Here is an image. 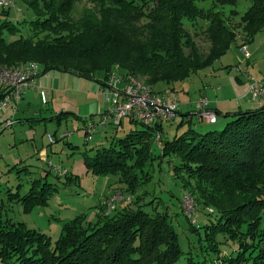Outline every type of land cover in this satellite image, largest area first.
Masks as SVG:
<instances>
[{
    "label": "trees",
    "instance_id": "1",
    "mask_svg": "<svg viewBox=\"0 0 264 264\" xmlns=\"http://www.w3.org/2000/svg\"><path fill=\"white\" fill-rule=\"evenodd\" d=\"M21 1L36 14L30 21L32 34L7 42L3 32H14L18 26L9 18L1 20L0 63L13 66L36 61L41 72L55 69L87 78L105 72L101 83L123 46L128 56L122 60L126 71L155 86L159 82L183 83L212 66L237 40L225 18L213 6L198 5L197 0H91L93 6H85L78 17L74 15L78 0ZM221 1L231 6L238 3ZM2 13L8 16L10 10L3 8ZM198 19L207 21L213 42L206 56L185 28L187 20L195 25ZM139 20L146 21L145 31L136 25ZM241 21L246 40H253L264 30V0H252ZM2 96L0 85V99ZM67 113H59L58 120ZM222 115L228 117L222 130L202 133L188 128L163 140L161 146L165 156L180 157L173 169L194 181L185 186L194 194L200 192L203 204L214 207L209 214H216V220L209 218L203 226L190 227L199 233L204 229L201 239L212 258L190 256L182 263L183 250L167 212L152 213L143 205H123L114 214L101 206L97 224H86L83 215L76 216L65 222L55 242L39 229L4 218L0 207L2 264H264V229L257 214L264 209V104ZM140 123L143 127L132 128L111 145L98 147L86 159L93 173L119 174L130 190H136L137 168L146 169L153 155L151 143L163 129L162 125ZM38 182L34 180L23 195L10 191L9 200L20 201L25 211L48 203L58 187L51 182L38 186ZM133 195L137 203V194ZM220 234L237 243L230 255L222 252Z\"/></svg>",
    "mask_w": 264,
    "mask_h": 264
},
{
    "label": "rangeland",
    "instance_id": "2",
    "mask_svg": "<svg viewBox=\"0 0 264 264\" xmlns=\"http://www.w3.org/2000/svg\"><path fill=\"white\" fill-rule=\"evenodd\" d=\"M13 2L12 6H0V21L9 18L18 26L14 32L8 30L3 32L7 42L30 37L32 34L30 21L36 17L35 12L23 1L13 0ZM197 4L204 8L213 6L235 31L237 40L212 66L192 74L181 84L159 82L154 86L148 82L157 91H167L172 95L176 92V95L184 100H195L200 96V91L205 88H208L210 93H215L216 90L225 86L233 90L231 85L233 83L238 85V78L245 81L244 72L249 70L248 74H251V77L259 76L260 69L264 66V48L259 53L261 56L259 63L254 56L249 60L248 65H246L248 61L246 54L241 49L243 47L241 44L247 41L241 16L251 6L252 0H238L236 6L223 4L221 0H197ZM85 6H93V3L91 0H78L74 15L78 17ZM3 8L10 10L8 16L5 15L8 11H4L5 14L2 13ZM234 10H237L236 14ZM145 24V20L136 22V25L144 31ZM207 27L208 23L203 19H198L195 25L188 20L185 23V28L191 32L204 56L209 54L213 45ZM256 39L263 40L264 31L258 33ZM252 43L247 45L251 48ZM117 52L118 60L113 62L112 68L118 65L122 72L129 73L125 69L126 64L122 61L128 57L127 50H124L123 46ZM41 74V80L44 79L45 82L44 85L39 83L35 94L30 91L26 99L19 102L20 105L13 104L0 109V207L3 209L4 218L24 222L29 228L39 229L50 235L55 242L61 235L65 222L83 215L86 224H97L102 215L101 206L105 209V203L109 199L116 194H124L131 196V199L128 202H119L116 210L123 205L133 207L143 205L152 213L167 212L183 250V256L180 259L182 263L190 256L196 260L212 258L213 256L204 249L205 240L201 239L204 229L202 228L199 233L192 231L190 227L203 226L209 218L216 220V214H209L214 207L203 204L200 201L203 199L201 193L196 191L194 194L185 186L187 182L194 184V181L189 180L187 175L176 173L173 169L172 165L180 157L165 156L161 146L163 140L172 139L177 133H182L188 128L202 133L209 130H222L228 117L220 115L218 123L206 124L200 121L195 113L190 112L165 122L162 125L164 129L157 132L155 142L151 143L153 155L145 166L146 169L137 168L139 174L135 192L120 180L119 174H96L86 164V159L92 157L98 147L111 145L113 141L124 137L132 128L143 127L141 121L131 122L130 118H126L121 125H109L107 128L98 126V131L91 139H88L83 119H91L90 117L93 116L98 124L102 111L107 107L104 96L99 92L100 80L105 77V72L98 73L95 78L55 69L47 72L42 70ZM139 78L146 81L145 77L139 76ZM168 88L171 89L166 90ZM41 90H44L43 94ZM190 102L194 103V101ZM211 109L216 112L214 108L211 107ZM62 111H68V113L59 121L57 116ZM181 116H186L182 119L183 123ZM10 120L14 121L13 124H8ZM64 133L69 135L63 137ZM49 134L54 135L55 142H50ZM50 160L55 165L66 168L67 175L72 178H67L66 174H60L58 177L49 166ZM34 180H40L38 186L51 182L58 189L52 190L53 194L50 195L48 203L37 204L32 210L25 211L20 201L9 200L8 193L20 191L21 195L25 194L30 190ZM134 193L138 197L137 203L134 202ZM186 193L192 199L189 208L197 214V223H194L193 218L185 211L184 206L182 207V198ZM151 201L152 203H149ZM114 213H116L115 210ZM257 214L262 219L261 229H264V209ZM218 239L224 241L221 246L223 254L230 255L235 251L237 243L232 239L222 234L218 236ZM0 264H2L1 260Z\"/></svg>",
    "mask_w": 264,
    "mask_h": 264
},
{
    "label": "built area",
    "instance_id": "3",
    "mask_svg": "<svg viewBox=\"0 0 264 264\" xmlns=\"http://www.w3.org/2000/svg\"><path fill=\"white\" fill-rule=\"evenodd\" d=\"M14 5L13 0H0V6ZM246 57L250 52L246 46L242 47ZM41 73L40 64L36 61H24L16 65H0V85L3 96L0 99V109L18 104L31 88L37 86ZM100 94L104 96L108 104L106 110L101 113L98 124L94 119L84 121V129L88 139L98 131V126L107 128L109 125H121L126 118L141 121L146 124L164 125L180 115L190 112L195 113L200 121L215 123L218 114L211 109V101L207 97H201L194 103H183L170 92H159L151 84L131 73H124L116 65L107 73V78L101 85ZM248 94L255 100L264 97V76L251 78ZM14 121H8L13 124ZM69 133H64L67 137ZM160 137V136H158ZM50 142H55L54 135L49 134ZM51 169L58 174H67L68 170L49 161ZM130 200L131 196L116 194L105 203V212L111 213L117 204L123 200ZM185 211L197 223V214L189 208L191 197L186 193L182 198ZM213 212V209H212Z\"/></svg>",
    "mask_w": 264,
    "mask_h": 264
},
{
    "label": "crops",
    "instance_id": "4",
    "mask_svg": "<svg viewBox=\"0 0 264 264\" xmlns=\"http://www.w3.org/2000/svg\"><path fill=\"white\" fill-rule=\"evenodd\" d=\"M262 31H264V30H262ZM262 31H260V32H262ZM256 35H258V34H256ZM256 35L253 38V40L246 41L245 43L241 44V47L246 45L248 51L249 50L251 51V52L249 51L250 57H246V59L248 60L246 62V65H248L250 63L249 60L251 58H253L254 56H256L255 59H257V62L259 63V60L261 57L259 55V53H261V50L264 48V39L263 40L259 39V41H258V39H256ZM250 42H253L251 45V48H250V46L247 45V43H250ZM248 71L244 72V75H243L244 76L243 79L245 81H243L241 78H238L239 84L236 85V83H233L231 85L233 90L229 89V87L225 86V87H222V89H220V90H216L215 93H210L209 89L205 88V89L200 91L199 97H201L203 95L208 97L211 101L212 108H214V110L217 113H221V114H219V116L220 115L225 116L222 114H226V113L245 111V110L260 107L261 105L264 104V97L260 100H255V99L251 98V96L248 94V89H249V84H250V80L252 77L253 78H255V77L260 78V77L264 76V66L262 67V69H260V75L259 76H252L251 77V74H248L249 73ZM43 80L44 79L41 80V77H39L37 86L28 90V92L25 94L23 99L24 100L26 99V96L29 94L30 91H31L30 93L35 94V92H36L35 89L38 87L39 83L41 85H44L45 81H43ZM102 84L103 83L100 82L99 90H100ZM169 89H171V88H168L166 90H169ZM40 92H41V94H43L44 90H41ZM175 95H176V92H175ZM176 98L183 103H190V101H195L198 99V98H196L195 100H188V99L184 100V99L179 98L178 95H176ZM20 102H22V100ZM18 104L20 105V103H18ZM107 107H108V104H107ZM107 107H106V109H107ZM4 108H7V107H4ZM184 117H186V116H181V122L183 121L182 119H184ZM90 118L94 119L93 116H91ZM227 120H228V118H227ZM216 123H218V121ZM206 124H213V123H206ZM163 129H164V126H163Z\"/></svg>",
    "mask_w": 264,
    "mask_h": 264
}]
</instances>
